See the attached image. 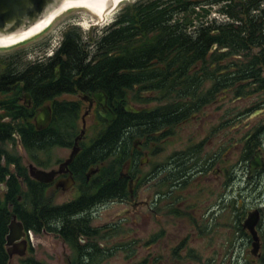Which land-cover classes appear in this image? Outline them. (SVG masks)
Wrapping results in <instances>:
<instances>
[{
    "label": "flooded vegetation",
    "instance_id": "obj_1",
    "mask_svg": "<svg viewBox=\"0 0 264 264\" xmlns=\"http://www.w3.org/2000/svg\"><path fill=\"white\" fill-rule=\"evenodd\" d=\"M25 44L11 49H0L2 51L0 89L7 81L10 71L17 73L22 69L24 64L22 56L25 54L22 47ZM199 57L197 63L185 69V75L182 77L184 101L181 109L176 112L172 102L168 100L170 96L162 94L163 84L159 83L157 75H154V80L158 84L152 85L151 88L136 84L134 102H126L120 109H116L109 98L107 99V105L114 113L113 121L118 116L123 118V123L128 126H125L120 141L117 164L111 161L97 164L91 141L86 144L84 136L79 141L80 151L72 164L58 174L54 181L39 182L45 194L52 192L51 197H45L49 204L60 206L81 199L84 203L100 200L103 203L101 207L104 208L114 203L126 206L124 215L117 223L100 227L102 228L100 233L105 239L93 243L101 245L103 253L114 252V249L105 245V242H109V234L114 228L129 224L128 218L141 208L147 209L155 218L158 205L165 198L168 199L169 195L182 184L185 185V207L197 209V205H201L202 201L192 202V205L188 203L190 196L192 200H197L191 189L195 181L203 185L199 196L205 200V217L209 228L219 229L221 221L224 220L234 235L241 237V244L238 246L251 253L253 238L250 231L244 227V223L251 213H256L255 230L261 243L260 253L264 252V43L239 54L228 53L226 49H221L215 44L207 53L200 54ZM170 80L172 81V78ZM7 89L12 91V87ZM93 93L96 92L69 95L92 97ZM243 94L259 97L251 103L244 115H239L236 105L237 101L243 98ZM24 99L21 98V102L29 108L31 100L26 103ZM78 100L88 106V117L100 120L99 116L108 122L100 113L102 106L98 101ZM175 119L177 122H174ZM183 125H185V150L183 153L182 151L174 153V157L181 155L182 159L171 158L166 166H159L155 163L156 157L165 150L166 141L173 135L174 129ZM243 126L246 131L241 135L240 130ZM256 158L258 166L253 168L252 163ZM66 160L60 162L58 168L49 171L58 170ZM179 166H181V179L173 183V176L170 174L175 172L174 169L179 170ZM162 174H165L164 178L160 177ZM70 179H73L74 183L69 189H65L63 186ZM164 180H166L164 183L171 186L170 194L155 191L153 200L150 194L143 197V193L151 188L152 183L156 188L157 183H163ZM25 184L26 182H22L21 185ZM26 186V189L30 190V187ZM0 190L1 194L6 195L9 188L5 185V187L1 186ZM71 192L76 196L70 200L61 204L54 201V194L68 195ZM22 200L20 196L19 201ZM9 209V213L0 214V264H12L15 258L20 264H47L35 253V235L57 236L64 241V246H70L59 233L60 227L64 226V218L51 214L39 215L44 227L41 232H37L30 228L33 224L31 220L33 215L29 206L26 208L28 218L25 221L18 214L13 213V203H10ZM94 211L76 213L75 216L88 218L91 221L90 225L94 227ZM188 214L189 210L185 209V219H188ZM14 215H17V220L22 222L23 231H19L16 239L9 245L8 236L11 233L10 225L13 223ZM165 231L159 230L150 234L147 248L155 260L158 247L164 248L163 250L168 248V245H158V238L163 237ZM79 239L83 246L91 242L84 235ZM128 245L116 246V248L122 250L132 246V244ZM139 246L143 247L144 244ZM21 252L23 255L20 254ZM73 252V258L67 257L65 264L105 262V260L96 262L92 258L86 260L84 254L79 255L74 250Z\"/></svg>",
    "mask_w": 264,
    "mask_h": 264
},
{
    "label": "trees",
    "instance_id": "obj_2",
    "mask_svg": "<svg viewBox=\"0 0 264 264\" xmlns=\"http://www.w3.org/2000/svg\"><path fill=\"white\" fill-rule=\"evenodd\" d=\"M212 8L227 20L211 18ZM95 29L83 33L77 26H68L52 56L24 63L17 73L10 71L1 86L0 187L6 185L9 191L3 197L0 190V214L9 213V205L13 203V213L25 221L29 206L33 215L30 228L37 232L44 227L39 215L62 217L65 219L59 232L62 238L79 255L84 254L86 260L101 262L112 254L103 253L101 245L93 243L105 239L100 233L102 228L93 227L88 218L75 215L94 211L103 205L102 201L84 203L79 199L66 205L49 204L42 184L30 178L24 171L26 168L16 164L12 173L4 164L13 160L7 144L17 140L14 135L17 132L31 158L44 166L40 156L50 155L57 147L70 148L79 134L82 102L57 98L103 91L114 107L120 109L134 100L136 84L148 88L158 84L154 75L163 84L162 94L170 96L168 100L176 112L184 101L185 69L197 63L200 54L207 53L215 44L228 53L239 54L264 43V0H132L120 6L114 22L103 27L99 37ZM26 94L31 97L29 108L21 102ZM51 101H54L52 122L38 131L33 119L38 108ZM6 117L11 120L4 121ZM98 118L100 128L91 141L97 164L105 161L117 164L120 141L128 126L118 116L111 123ZM176 170L175 178L180 175L181 166ZM21 179L30 190L22 192ZM81 235L92 243L83 246ZM109 235L114 237L113 233ZM260 254L256 264H264V252Z\"/></svg>",
    "mask_w": 264,
    "mask_h": 264
},
{
    "label": "rangeland",
    "instance_id": "obj_3",
    "mask_svg": "<svg viewBox=\"0 0 264 264\" xmlns=\"http://www.w3.org/2000/svg\"><path fill=\"white\" fill-rule=\"evenodd\" d=\"M127 2H124L123 4ZM212 10L213 13L211 18H216L220 22L227 20L214 8H212ZM116 16L117 14L106 24H100L98 18L85 9H72L66 12L57 18L52 26L44 33L26 42L24 47H22L25 49L26 53L22 56L24 63L47 59L53 55L62 40L63 31L68 26H77L83 33H88L90 30L96 28L95 35L99 37L101 35L100 30L103 27L111 25ZM1 52L2 51H0V54H2ZM26 95L24 97H26ZM133 95H135V93ZM242 96L243 98L239 99L236 105L239 115H244L248 107L251 106V103L258 100L257 97H259L258 95L251 97V95L248 96L246 94H243ZM130 98H133L132 94L130 95ZM78 99H81V97L76 95H63L57 98V100L60 101H79ZM134 100L132 101L134 102ZM53 102L54 101L45 102L41 105V107L38 108L35 117L43 106H53ZM87 107V105L81 103L82 110L78 122V137L81 136L84 129V117ZM0 112H2L1 108ZM10 120L11 119L8 117L4 118V121ZM85 124L86 128L84 136L87 144L97 135L101 123L100 120L95 117L86 116ZM245 131L246 128L243 126L242 130H240V134L242 135ZM17 134V132L14 134L17 140L6 146L8 154L12 157L11 159L16 160V162L8 160L7 162L5 161L4 164L8 165V168L12 173H15L16 164H21L26 168L24 171L27 172L30 178H32L30 174L31 165L48 171L52 168H58L60 162L70 157L76 139L78 138L75 139L70 148L57 147L53 149L50 155H47L46 157L44 155L40 156L41 162H44V166H40L31 158L27 150L22 146L20 137ZM238 136L240 135L238 134ZM166 142L167 143L164 146L165 150L159 153L155 159V163L159 164V166L161 165V167L166 166V163L170 161L171 158H174L175 160L182 158L181 155L178 157L174 156L177 152L181 153L182 151L183 153V150H185V125L175 128L173 135ZM172 154L174 155L171 156ZM175 173L176 172H172V174H170L173 176V183L178 182V180L181 179V175H178V177L175 178ZM160 177L164 178L165 174H162ZM21 181L23 182L22 179ZM165 181L166 180L162 181L163 183L158 182L156 188L152 183L151 188L143 193V197L150 194V198L153 200L155 191H160L162 194H170L171 186L164 183ZM2 186L5 187V185ZM21 187L23 188L22 192L27 190L26 184L21 185ZM202 187L203 185L199 184L198 181L192 183L191 186L192 192L197 197V200H192L190 196V201H188V203L192 205V202L202 201V204H198L197 209L195 210H193L192 207H185V185L182 184L169 195L170 197L168 199L165 198L162 200V203L158 205V211L155 218L144 208H141L135 212V214H132V216L128 218V221L130 222L129 224H122L120 227L114 228V230L110 232L114 234V237H110L109 242H105V245H107L108 248L114 249V252L105 259L103 264H254L253 259L255 257H253L250 252H246L244 248L241 249L238 246L241 244V237L234 235L224 220L221 221V227L219 229L218 227L216 229L209 228L208 220L205 217V200H203V197L199 196ZM51 193L52 192L47 193V198L52 196ZM2 196L4 197V195ZM74 196H76L74 195V192H71L68 195L58 193L54 194V201L61 204L70 200ZM125 208L126 206L122 204L114 203L109 207L104 208V206H100L95 209L94 227L100 228L109 224L114 225L124 215ZM185 209L189 210V214L187 215L188 219H185ZM195 223H198V225ZM110 229L112 228L110 227ZM159 230L166 231L163 237L158 238V245H168V248L163 250L164 248L158 247L156 252L157 259L155 260L147 247L149 245L148 240L151 238L150 234H154ZM34 243L36 255L40 260L45 261L47 264H65L67 257L73 258V249L69 248L70 246L68 245L64 246V241L57 236L48 234L35 235ZM128 244H132L128 249L122 248L121 250L120 248H116V246H129ZM140 244H144V246L140 247ZM233 244H236V246L233 247ZM144 260L147 261L144 262ZM12 264H20V262L15 258L12 261Z\"/></svg>",
    "mask_w": 264,
    "mask_h": 264
},
{
    "label": "water",
    "instance_id": "obj_4",
    "mask_svg": "<svg viewBox=\"0 0 264 264\" xmlns=\"http://www.w3.org/2000/svg\"><path fill=\"white\" fill-rule=\"evenodd\" d=\"M73 1V0H72ZM60 0H0V38H7L12 36H19L25 31L31 32L33 25L43 20L46 16L53 11ZM96 100L101 106V115L111 123L114 119V113L107 105V95L103 91L93 93L92 97L85 95L82 97L83 101ZM31 100L30 96H26V103ZM89 114L86 111L85 117ZM85 117H84V129L76 139L75 146L72 149L70 157L60 165L58 170L46 171L38 169L37 167L30 166V174L33 179L41 183H50L54 181L56 176L64 172L65 168H68L80 151L79 141L85 135ZM52 122V107L50 105L43 106L37 116L35 117L36 128L38 131L46 129ZM258 159L256 158L252 167H256ZM74 183L73 179H70L64 184L65 189H69ZM257 214L251 213L244 223V227L248 229L253 238V250L251 254L253 257V263L256 262V258L260 257L261 243L259 236L255 230L257 223ZM11 233L8 236V244H12L19 231H23L22 222L17 220V215H14L13 223L10 225ZM23 255V252L20 253Z\"/></svg>",
    "mask_w": 264,
    "mask_h": 264
},
{
    "label": "bare ground",
    "instance_id": "obj_5",
    "mask_svg": "<svg viewBox=\"0 0 264 264\" xmlns=\"http://www.w3.org/2000/svg\"><path fill=\"white\" fill-rule=\"evenodd\" d=\"M131 0H60L57 7L43 20L33 25L31 32L25 31L19 36L0 38V49H6L22 44L36 36L41 35L52 24L72 9H85L94 14L100 24H106L118 13L120 6Z\"/></svg>",
    "mask_w": 264,
    "mask_h": 264
}]
</instances>
